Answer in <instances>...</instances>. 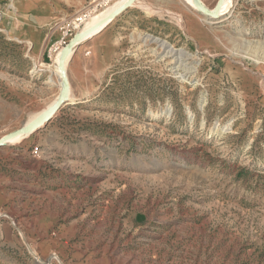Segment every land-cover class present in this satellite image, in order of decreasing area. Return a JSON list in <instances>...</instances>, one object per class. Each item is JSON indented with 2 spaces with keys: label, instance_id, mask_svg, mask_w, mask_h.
Returning a JSON list of instances; mask_svg holds the SVG:
<instances>
[{
  "label": "rangeland",
  "instance_id": "obj_1",
  "mask_svg": "<svg viewBox=\"0 0 264 264\" xmlns=\"http://www.w3.org/2000/svg\"><path fill=\"white\" fill-rule=\"evenodd\" d=\"M150 1L81 45L69 102L3 146L0 264H264V0L214 20ZM92 2L0 0V139L55 103L50 50Z\"/></svg>",
  "mask_w": 264,
  "mask_h": 264
},
{
  "label": "water",
  "instance_id": "obj_2",
  "mask_svg": "<svg viewBox=\"0 0 264 264\" xmlns=\"http://www.w3.org/2000/svg\"><path fill=\"white\" fill-rule=\"evenodd\" d=\"M135 1L137 0H130L127 4L113 11V13L110 15L112 21L115 20L126 9L133 6V3ZM224 2L225 0H219L216 7L213 10H211L207 8L202 3L201 0H194L195 6L197 7L199 13L203 14L204 16H211L214 18H218L220 16V12L222 10ZM91 30L93 29H89L81 33H77L73 37V39L68 42L67 46L62 51V62H64L67 56L72 53V51L76 48L78 42L81 39H83L85 36H87L91 32ZM64 84H65L64 88L61 91L58 100L52 105V107H50L48 110H46L44 113H42L39 117L31 121L30 123L25 124L20 129L2 137L0 139V147L6 146L8 140H10L13 137L22 134L31 136L35 132L44 128L57 115V113L61 110V108L69 102L70 83L67 75H65L64 77Z\"/></svg>",
  "mask_w": 264,
  "mask_h": 264
},
{
  "label": "built area",
  "instance_id": "obj_3",
  "mask_svg": "<svg viewBox=\"0 0 264 264\" xmlns=\"http://www.w3.org/2000/svg\"><path fill=\"white\" fill-rule=\"evenodd\" d=\"M130 0H93L92 4L76 15L74 18L70 19L67 23L59 28V38L54 42L53 48L50 52H57L59 49H64L68 42L73 39L77 33L83 32L84 27L92 18L97 17L98 13L101 11H108L112 9L116 4H120L119 7L127 4ZM118 7V8H119ZM90 54L89 52L87 53Z\"/></svg>",
  "mask_w": 264,
  "mask_h": 264
},
{
  "label": "bare ground",
  "instance_id": "obj_4",
  "mask_svg": "<svg viewBox=\"0 0 264 264\" xmlns=\"http://www.w3.org/2000/svg\"><path fill=\"white\" fill-rule=\"evenodd\" d=\"M138 1V0H137ZM137 1H135L133 4L135 5V3L137 2ZM229 0H225V2H224V5H223V7H222V10H221V12H220V15L222 14V12H223V10H224V12H226V7H227V3H229L228 2ZM188 2L192 5V7L194 8V9H196L197 10V7L195 6V3H194V0H188ZM138 3V2H137ZM121 4V3H120ZM120 4L118 3V4H116L114 7H113V9H110L109 11H108V14H102L101 15V17H103L102 18V20L101 21H99L97 24H95L92 28H90V29H93V30H91V32L87 35V36H85L83 39H81L79 42H78V44H77V46H76V48L72 51V53L71 54H69L68 56H67V58L65 59V61L64 62H62V49L60 50V52H59V54H58V59H57V62H56V67H55V69H52V72H51V74L53 73V75L55 76L56 74H59L60 75V77H61V80H62V86H61V91L63 90V88H64V77H65V75H68L67 74V69H66V66H67V62H68V60H69V58L71 57V55L72 54H74L77 50H78V48L83 44V43H85L86 41H88V40H90L91 38H93L96 34H98L104 27H106V26H108L110 23H111V21H112V19H111V14L113 13V11H115L116 9H118V7L120 6ZM149 11V13H151V14H155L153 11H154V9H149L148 10ZM100 18V15L99 16H97V17H94V18H92V20L91 21H93V20H95V19H97V18ZM208 19H210V20H214V19H216V18H214V17H211V16H208ZM90 21V22H91ZM90 22H88L87 23V25H89V23ZM86 25V26H87ZM156 40V39H155ZM154 40V41H155ZM163 46L165 47V49L168 51V53L167 54H172L173 55V53H174V50L173 49H170L171 47L167 44V43H164L163 44ZM61 91H60V93H61ZM59 96H60V94H59ZM59 98V97H58ZM58 98H57V100H58ZM56 100V101H57ZM70 100V99H69ZM55 101V102H56ZM54 104V103H53ZM50 107H52V105L50 106ZM49 107V108H50ZM48 108V109H49ZM47 109V110H48ZM45 112V111H44ZM43 112V113H44ZM25 134H22V135H19V136H16V137H13V138H11L10 140H8V142H10V141H12V140H15V139H18V138H20V137H22V136H24ZM7 142V143H8Z\"/></svg>",
  "mask_w": 264,
  "mask_h": 264
},
{
  "label": "crops",
  "instance_id": "obj_5",
  "mask_svg": "<svg viewBox=\"0 0 264 264\" xmlns=\"http://www.w3.org/2000/svg\"><path fill=\"white\" fill-rule=\"evenodd\" d=\"M143 2L144 3V6L145 5H149V6H151V8L150 7H148V6H146V7H148L149 9H158L159 8V5H158V3L157 2H155V1H150V0H138V3L139 2ZM138 11H139V13H140V11H143L144 12V14L146 13V11H145V9H142L140 6H138ZM112 23V22H111ZM110 23V24H111ZM110 24L103 30V31H101L99 34H96L93 38H91L90 40H88L89 42L91 41V40H93L96 36V40H99V38H102L103 36H105L107 33V28L110 26ZM88 41H86L85 43H87ZM85 43H83V44H85ZM82 44V45H83ZM74 55V54H73ZM73 55H72V57H73ZM27 138H29V137H27ZM7 146V145H6ZM2 148L3 147H0V152H1V150H2ZM5 176V173H4V171H3V165H2V163H1V157H0V180H2L1 178H3Z\"/></svg>",
  "mask_w": 264,
  "mask_h": 264
}]
</instances>
